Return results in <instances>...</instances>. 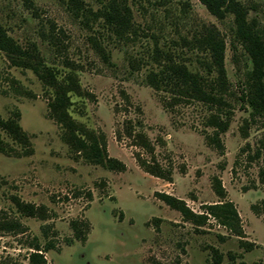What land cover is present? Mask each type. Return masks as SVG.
<instances>
[{"label":"rangeland","instance_id":"rangeland-1","mask_svg":"<svg viewBox=\"0 0 264 264\" xmlns=\"http://www.w3.org/2000/svg\"><path fill=\"white\" fill-rule=\"evenodd\" d=\"M233 1L264 44V0ZM107 2L0 0V27L40 60L0 50V119H14L27 141L0 127V264H27L33 246L49 264H264V118L238 99L252 65L233 13L216 18L199 0H127L130 27L117 34L96 15ZM209 30L225 44L227 105L172 103L147 84L158 52L206 75L209 53L197 40ZM57 84L69 136L49 111ZM212 113L227 115L219 147L206 138ZM127 126L146 135L169 180L138 164ZM91 141L125 169L89 159L80 144ZM161 195L183 202L186 217Z\"/></svg>","mask_w":264,"mask_h":264},{"label":"trees","instance_id":"trees-1","mask_svg":"<svg viewBox=\"0 0 264 264\" xmlns=\"http://www.w3.org/2000/svg\"><path fill=\"white\" fill-rule=\"evenodd\" d=\"M199 2L216 18H222L227 12L233 13L237 38L248 54L252 65L245 87L241 86L238 90V99L241 105H247L251 109L253 115L264 118V82L262 79L264 76V44L258 36L255 25L248 22L244 7L233 0H199ZM130 14L127 0H108L107 4L97 10L96 13L98 17H101L108 24L111 31L117 34L123 33L130 27ZM197 41L209 53L210 62L206 66V75L198 71H191L185 64L174 60L172 56L168 54L161 56L159 54L162 53L158 52L154 56V60L159 68L158 70H150L148 72L146 76L147 84L154 90L167 94L172 103L194 100L208 105L209 109L211 107L218 108L219 106L227 105L226 101L222 98V95L227 92L226 71L224 68V41L215 30H209ZM0 50L14 62L22 59L37 64L40 62L34 45L22 48L1 27ZM32 68L38 73L37 66L33 65ZM42 74L45 78L53 79L51 69L45 67ZM67 77L71 80V77ZM53 87V96L49 102L50 115L60 123L65 136H69L72 134L73 128L66 112L68 97L64 89H62L63 87H60L59 84ZM225 116L227 119V115ZM226 119L213 113L206 118V124L214 129L213 134H207L206 138L218 147L221 145L218 133L226 129ZM0 127L16 142L21 144L27 142L24 132L14 119H0ZM125 129L127 136L131 138L132 144L142 151L134 154L138 164L146 172L169 180L171 178V170L157 162L153 155L152 144L146 135L142 132H134L128 126ZM80 149L84 151L88 149L89 159L101 163L109 169L117 171L125 169L124 163L116 158L109 157L105 147L97 141L89 142V146L81 142ZM141 153L150 154V159L141 157ZM261 182L264 189V178ZM211 185L213 191L218 196L224 194V189L217 177L212 178ZM160 197L169 205L177 208L184 217L189 213L184 203L180 200L169 195H161ZM30 211L34 213L32 208ZM258 212L261 214L264 222V199L260 202ZM83 239L84 236H81V240ZM31 248L32 251L27 256V264H49L43 256L42 249L38 246ZM9 264L20 263L11 262Z\"/></svg>","mask_w":264,"mask_h":264}]
</instances>
